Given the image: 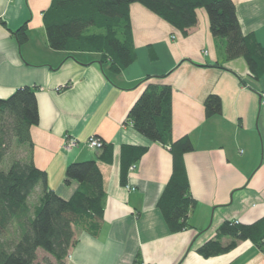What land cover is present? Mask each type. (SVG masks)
<instances>
[{
  "label": "crops",
  "instance_id": "0c3cea01",
  "mask_svg": "<svg viewBox=\"0 0 264 264\" xmlns=\"http://www.w3.org/2000/svg\"><path fill=\"white\" fill-rule=\"evenodd\" d=\"M52 0H0V99L18 88H36L40 120L31 128L35 165L47 172L48 186L69 199L79 187L65 183L67 165L96 160L106 198L97 236L75 230L67 264H264V247L250 240L215 257L197 249L213 239L226 220L250 224L264 217V75L254 79L243 58L229 60L216 41L207 11L187 36L140 3L130 6L138 59L120 75L107 77L100 54L50 47L43 12ZM244 34L264 46V0H233ZM27 25L28 39L14 34ZM164 76L163 78H159ZM152 77L173 88V137L189 135L194 150L185 155L190 191L197 205L190 228L173 233L158 200L172 174L169 149L127 123L130 108ZM210 94L222 113L205 115ZM78 144L63 149L65 136ZM98 136L113 145V160L87 141ZM124 146L148 147L121 183ZM222 246L233 239L225 237ZM39 257L48 256L42 249ZM50 257V256H49ZM43 264V263H42Z\"/></svg>",
  "mask_w": 264,
  "mask_h": 264
},
{
  "label": "trees",
  "instance_id": "16d2710c",
  "mask_svg": "<svg viewBox=\"0 0 264 264\" xmlns=\"http://www.w3.org/2000/svg\"><path fill=\"white\" fill-rule=\"evenodd\" d=\"M140 3L187 36L198 23L197 10L204 8L216 41L224 42L229 60L243 58L254 79L264 75V46L254 33L244 34L233 0H52L43 12V21L52 49L100 54L99 63L107 77L123 73L138 59L134 44L130 6ZM27 25L14 34L19 43L27 41ZM160 76L159 78H163ZM144 89L130 108L127 123L149 140L167 147L172 155V174L157 207L173 233L189 229V217L197 202L190 191L185 155L194 150L189 135L173 137V88L145 78ZM207 118L222 113V100L210 94L204 101ZM40 120L36 88H18L10 97L0 99V264H67L76 243L75 230L93 236L100 233L106 192L103 175L96 160L67 165L65 183L77 181L71 198L59 196L48 186V175L33 160L31 128ZM103 143L100 158L111 163L113 145ZM148 147L124 146L121 183L127 171L147 152ZM39 189L34 209L31 196ZM233 239L227 247L221 240ZM250 240L264 247V217L250 224L224 221L213 239L197 252L204 258L215 257ZM48 256L39 261L38 250ZM50 256V257H49Z\"/></svg>",
  "mask_w": 264,
  "mask_h": 264
},
{
  "label": "built area",
  "instance_id": "2783aa9c",
  "mask_svg": "<svg viewBox=\"0 0 264 264\" xmlns=\"http://www.w3.org/2000/svg\"><path fill=\"white\" fill-rule=\"evenodd\" d=\"M78 144V140L76 138L70 137L68 135L65 136V142L63 144V149L66 151H70L73 147H75ZM87 144L94 149H101L103 147V143L95 138L94 136L90 137L89 140L87 141ZM135 166H132V169ZM141 264H152V263H147L143 262Z\"/></svg>",
  "mask_w": 264,
  "mask_h": 264
},
{
  "label": "rangeland",
  "instance_id": "374dc122",
  "mask_svg": "<svg viewBox=\"0 0 264 264\" xmlns=\"http://www.w3.org/2000/svg\"><path fill=\"white\" fill-rule=\"evenodd\" d=\"M38 194H39V189H37L34 193V195L31 196V199H30V206L34 209V207L37 205L35 204L37 197H38ZM43 258H39V261H41V263L43 262L42 260ZM52 264H57L56 261L54 259H52Z\"/></svg>",
  "mask_w": 264,
  "mask_h": 264
}]
</instances>
